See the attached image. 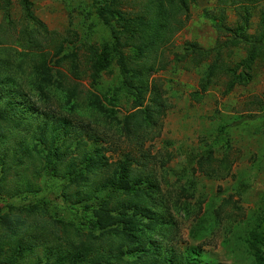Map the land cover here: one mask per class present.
Wrapping results in <instances>:
<instances>
[{"label":"rangeland","instance_id":"obj_1","mask_svg":"<svg viewBox=\"0 0 264 264\" xmlns=\"http://www.w3.org/2000/svg\"><path fill=\"white\" fill-rule=\"evenodd\" d=\"M30 2L62 47L53 45V37L42 41L43 52L18 47L31 25L25 30L18 0H0V43L11 48L3 52L9 59L3 62L4 93L15 102L7 108L0 151L26 156L13 176L0 181V264H264V59L252 66L247 83L231 87L226 69L246 56L240 47L230 49L226 68L206 86L207 62L192 67L174 61L186 41L205 49L222 42L227 33L220 25L235 30L244 23L248 35L262 32L264 0L190 2L186 12L178 11L186 23L157 59L153 54L128 62V72L149 88L144 105L153 88L165 104L155 125L136 130V137L123 127L135 109L116 58L98 73L92 67L112 43L92 0ZM121 2L134 13L145 0ZM123 51L131 56L134 48ZM50 146L62 155L56 173L43 170ZM96 153L105 169L71 182L81 175L83 157ZM126 160L132 161L131 180L149 192L147 203L140 200L147 211L137 216L141 231L129 245L132 235L122 224L94 228L96 215L82 208L106 202L115 216L125 208L130 197L102 182ZM138 241L146 242L148 256L135 250Z\"/></svg>","mask_w":264,"mask_h":264},{"label":"trees","instance_id":"obj_2","mask_svg":"<svg viewBox=\"0 0 264 264\" xmlns=\"http://www.w3.org/2000/svg\"><path fill=\"white\" fill-rule=\"evenodd\" d=\"M195 0H145L143 6L137 12H130V10L123 9L121 0H92L95 7V13L100 20L110 28L112 43L109 47L104 48L99 54L95 56L93 62V70L98 73L101 70L107 68L112 58H116V62L121 75V82L123 88L131 96L134 103V111L126 114L123 119L124 130H127V134L131 137H136V130L141 128H148L156 123V119L164 113L165 104L161 99L160 92L156 89H151V102L144 105L146 99V93L149 88L141 82V78L138 75H133L128 72V62L146 59L148 56L155 54L157 59L159 51L170 40L171 36L180 30L186 23V18H181L178 15V11H187L190 2ZM228 0H218L222 5H226ZM237 0H231L235 2ZM242 1V0H241ZM249 2V0H246ZM23 14L22 21H25V30L28 25H31V30L27 33L20 34L16 44L22 48H32L35 52H43L45 46L43 40H51L53 37V45L59 50L62 47L60 41L54 39V32H50L46 25L39 21L31 8L30 0H18ZM247 5L245 9H247ZM1 7V6H0ZM4 8L3 20L7 22V25L11 24L9 21V15L7 6L2 5ZM261 29H264V17L261 18ZM235 30L227 28L226 26H217L218 29L227 33V37L211 48H203L198 46L195 42L186 41L184 43L183 51L180 54H175V62H189L192 67L201 65L207 62V71L205 76L201 80V86H206L210 83L212 77H214L220 69H225L224 59L229 58L232 55L231 48H242L246 56L235 64L228 63L226 73L231 77L230 87L235 83L245 84L251 79L252 66L258 59H264V30L256 34L255 36L248 35L244 28L247 27L244 23L237 24ZM0 27H2L0 25ZM40 35V38L38 36ZM134 48V53L128 56L124 51V47ZM11 49L0 43V132L7 129L8 122V105H13L15 102L10 100V96L4 93L5 80L3 77V71L5 70L3 62H7L9 59L3 53L5 49ZM24 51V50H23ZM27 56V54H24ZM34 54L31 55L33 57ZM25 63V62H23ZM45 63V61H44ZM18 66V65H17ZM20 68V65H19ZM43 73L46 74L49 67L41 65ZM160 69H164V65L159 66ZM36 69H34L35 71ZM47 76V74L45 75ZM11 97H17V94L12 92ZM19 103L18 101H16ZM33 115V114H30ZM29 115V116H30ZM19 119V118H18ZM21 119L16 123L17 127H20ZM2 148L4 152L0 151V181L2 178H9L13 176L12 170L22 163L26 157L24 153L19 156L14 152L9 154ZM60 158L62 155L57 154L56 148L50 146L47 153L44 154L43 170L48 172H55L58 170V166L61 163ZM206 161L210 158V154L207 153L202 157ZM84 167L80 169V176L71 178V182L76 180L90 179V175L94 170L105 169L106 162L103 161V157L96 153L94 155H85L83 157ZM132 161L126 160L116 169L107 179L102 182V185L114 186L113 192L117 189L127 194L130 198L121 212H118L115 216L105 207V203L98 207L92 205H81L84 209H92L96 215L95 220L91 226L94 228H105L116 224V229H119L122 224L124 230H128L125 234H131L132 238L129 244L137 241L135 233L141 231L138 227L140 220H137L138 215L146 214L145 208H141L139 205L142 203L140 200L144 195H149L147 190H143L131 180ZM22 169H25L22 166ZM4 176V177H2ZM135 179V178H133ZM139 185V184H138ZM31 188L33 186H30ZM33 191V190H31ZM32 193V192H31ZM146 202V197L142 199ZM26 208L33 209L32 205H26ZM132 208L131 213L128 210ZM132 231V232H131ZM92 239H98L97 236L92 235ZM134 238V239H133ZM139 245L137 249L148 256L149 248L145 246L146 242H137ZM92 264H102L99 260H94Z\"/></svg>","mask_w":264,"mask_h":264}]
</instances>
